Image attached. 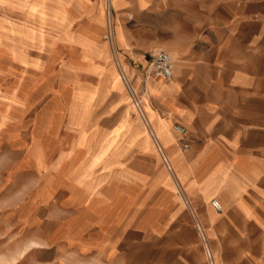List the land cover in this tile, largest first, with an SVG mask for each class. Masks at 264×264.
<instances>
[{
	"label": "crops",
	"instance_id": "0c3cea01",
	"mask_svg": "<svg viewBox=\"0 0 264 264\" xmlns=\"http://www.w3.org/2000/svg\"><path fill=\"white\" fill-rule=\"evenodd\" d=\"M53 1L64 2L68 15L64 27L49 21L67 33L61 85L88 99L97 94L92 103L52 105L66 113L62 137L50 120L47 150L34 145L27 153L37 174L60 155L47 174L48 198L38 189L31 204L59 199L44 221L54 256L109 257L127 240L145 264L158 255L170 264V253L173 264H202L178 189L199 213L215 264H264V0H111L110 14L105 0ZM66 47L87 51L67 59ZM159 51L171 55L173 74L150 76L155 90L146 101L151 85L142 69ZM109 58L121 79L120 68L128 70L141 102L124 121L108 86L113 69L99 66ZM104 92L112 98L98 115ZM104 111L116 118L109 129ZM40 222L38 214L33 224Z\"/></svg>",
	"mask_w": 264,
	"mask_h": 264
},
{
	"label": "rangeland",
	"instance_id": "374dc122",
	"mask_svg": "<svg viewBox=\"0 0 264 264\" xmlns=\"http://www.w3.org/2000/svg\"><path fill=\"white\" fill-rule=\"evenodd\" d=\"M67 19L64 2L0 0V264H145L146 257L140 254V250L129 248L127 240L122 241L123 247L117 250L116 255L109 257H72L70 252L65 254L64 250H59L54 256L55 248L50 247L55 243L50 239L49 227L44 221L48 219L49 206L55 202L57 204L59 199L53 198L50 203L37 202V207L31 205L37 199L38 189L42 190L43 200L48 198L50 192L47 186L53 182V177L47 174L60 157L59 152H54L47 160L46 169L39 174L27 162V153L34 145L47 150V144L45 145L42 139L50 131V120H53L51 127L61 125L59 136L62 137L66 113L58 112L62 117L58 118L60 123L56 124L54 116L58 113L50 111L53 109L51 106L92 103L97 99V94L94 97L90 95L88 99L83 96L80 88L63 90L64 86L61 85L66 71V53L63 45L67 33L55 29L49 21L60 28L68 23ZM66 48L67 59L74 58L76 52L87 51L81 48ZM122 64L128 66L124 62ZM80 66L84 65L78 64V67ZM99 66L113 69V77L110 74L107 77L108 86L116 93L118 102L123 104L124 121L129 118L130 112L134 111V103L125 91L123 81L113 67L114 63L111 61ZM147 67L142 69L146 76ZM126 72L129 74L127 69ZM111 98L108 92H104L100 96L95 113L98 114L100 108H106ZM112 114H109V111L104 114L111 118L103 122L107 129L116 121L115 117H111ZM135 114L138 118L139 115ZM137 120L139 121V118ZM161 164L167 168L165 163ZM61 178L63 179L56 177L54 181ZM188 201L191 207H186L185 213L196 232L202 264H207L203 241L196 223L201 225L210 248L207 231L200 221L192 199ZM38 214L41 224H33V218ZM32 241L37 242L36 246L28 247ZM132 252L137 255H130ZM173 254L169 255L170 264H173L171 259L176 258ZM161 258L160 255L153 256L149 261L159 264ZM215 259L217 261L216 256Z\"/></svg>",
	"mask_w": 264,
	"mask_h": 264
},
{
	"label": "built area",
	"instance_id": "2783aa9c",
	"mask_svg": "<svg viewBox=\"0 0 264 264\" xmlns=\"http://www.w3.org/2000/svg\"><path fill=\"white\" fill-rule=\"evenodd\" d=\"M104 4H105V9H106L107 13L110 14V12H111V0H105ZM147 66H148L147 67L148 68V74L154 78H159L162 80H169L172 77L173 60H172L171 55L165 51H159V52L155 53L151 57V60ZM121 76H122V80L124 81V84L126 85V87L128 89L129 95H130L135 107L139 109L141 106V102L134 96V93L131 91L130 87L128 86V83H127L124 75L121 74ZM172 129H173L174 133L177 135V137H179V138L183 137L185 134V129L179 125H173ZM183 149H187L186 144L183 145ZM178 193L180 195V192H178ZM184 201H185L186 207H191L190 203L187 199H185ZM212 206L217 211H221V207L217 201H212ZM196 228H197V231H198V233H199V235L203 241L207 264H215L214 257L212 256L211 251H210V249L206 243V239H205V236L203 233V229H201L202 227L200 228L198 223H196Z\"/></svg>",
	"mask_w": 264,
	"mask_h": 264
},
{
	"label": "bare ground",
	"instance_id": "6f19581e",
	"mask_svg": "<svg viewBox=\"0 0 264 264\" xmlns=\"http://www.w3.org/2000/svg\"><path fill=\"white\" fill-rule=\"evenodd\" d=\"M15 3V2H14ZM35 11H37V10H35ZM36 40V39H35ZM34 42V41H33ZM27 43V42H26ZM28 47V46H27ZM39 47V46H38ZM19 50V49H18ZM41 50V49H40ZM72 50V49H71ZM74 51V50H73ZM82 60V59H81ZM110 66V65H109ZM109 68V67H108ZM103 70V69H102ZM110 70H112V69H110ZM120 70H121V74H123L124 75V77H125V79H126V81H127V83H128V86L130 87V89H131V91L134 93V91H133V88H132V85H131V78H130V75L129 74H127V72H126V69L122 66L121 68H120ZM107 71H108V69H107ZM111 74V73H110ZM113 75V74H112ZM149 75V74H148ZM147 75V76H148ZM146 76V75H145ZM113 77V76H112ZM149 77H150V75H149ZM152 77V76H151ZM115 78V77H114ZM157 80H161V79H157ZM123 81V80H122ZM158 82V81H157ZM147 83L149 84L150 83V79L148 78V81H147ZM150 85H151V87H150V91H149V97L148 98H146V101L148 100V101H150L151 100V98H152V95H153V92H154V90H155V86H154V84H153V82H151L150 83ZM158 86V85H157ZM19 88V87H18ZM59 89V88H58ZM63 90H65V89H63ZM136 90V89H135ZM142 90H143V88H142ZM159 91V90H158ZM160 92V91H159ZM24 94V93H23ZM143 94H144V91H143ZM134 96H135V93H134ZM25 99V98H24ZM55 100V99H54ZM57 103V102H56ZM145 104V103H144ZM148 105V104H147ZM44 109V108H43ZM51 110V109H50ZM134 110V109H133ZM137 113V112H136ZM49 114H50V112H49ZM58 115H59V113H58ZM58 115H57V118H58ZM149 115V114H148ZM62 117V116H61ZM132 118V117H131ZM130 119V118H129ZM136 119V118H135ZM57 120V119H56ZM54 126V125H53ZM173 127V126H172ZM54 129V128H53ZM167 130V129H166ZM173 130V129H172ZM52 133V132H51ZM159 134V133H158ZM161 134V133H160ZM166 134V133H165ZM51 135V134H50ZM66 136V135H65ZM163 137V136H162ZM158 138V137H157ZM162 143V142H161ZM165 144V143H164ZM169 145V144H168ZM62 146V145H61ZM66 147V146H65ZM164 147V146H163ZM167 147V146H166ZM58 149H61V148H58ZM65 150V149H64ZM63 150V151H64ZM169 150V149H168ZM48 154V153H47ZM48 159V158H47ZM171 159V158H170ZM46 160V159H45ZM172 162V161H171ZM170 165V164H169ZM173 169V168H172ZM168 170V169H167ZM170 174V173H169ZM177 192H180L178 189H177ZM178 195H179V193H178ZM180 199L182 200V202L184 203V205H186L185 204V198L183 197V195L180 193ZM200 226V225H199ZM25 249L27 250L28 249V247L26 248L25 247ZM23 253H25V251L23 252Z\"/></svg>",
	"mask_w": 264,
	"mask_h": 264
}]
</instances>
